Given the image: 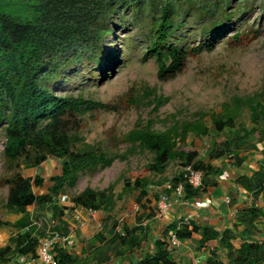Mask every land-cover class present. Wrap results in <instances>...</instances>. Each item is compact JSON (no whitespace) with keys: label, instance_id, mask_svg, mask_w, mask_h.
I'll return each mask as SVG.
<instances>
[{"label":"rangeland","instance_id":"374dc122","mask_svg":"<svg viewBox=\"0 0 264 264\" xmlns=\"http://www.w3.org/2000/svg\"><path fill=\"white\" fill-rule=\"evenodd\" d=\"M6 1L0 0V4L5 5ZM167 2L171 16L164 50L179 49L187 57L181 72L161 80L151 50L154 45L161 49L157 29ZM100 29L104 31L101 40L84 45L79 39L54 61L60 66L57 79L51 84L57 96H81L108 106L84 109L67 119L66 132L73 139L74 151L90 150L112 159L108 167L99 165L80 172L76 184L66 186L54 199L62 215L73 220L75 217L77 226L72 230L86 226L84 216L98 226L97 230L103 225L100 221L110 227L116 220L113 214L119 220L136 218L140 212L137 197L142 188L160 193L164 188L161 185L175 176L179 166L206 165L214 158L217 137L234 138L230 128L222 133L217 131L215 116L225 113L224 107L233 106L235 99L264 91V0H140L139 4L119 8L83 27L88 36ZM209 45L214 46L213 50L208 49ZM5 114L9 111L5 110ZM250 116L249 107L242 106L234 131L251 130ZM5 128L6 122L2 121L0 228L8 231L9 238L0 239V248L11 245L14 249L21 234L32 233L31 240L38 238V249L49 227L56 226L51 217L53 205L28 208L24 217L26 227L42 222L39 231L37 225L30 227L29 232L22 227L15 229L13 225L23 215L6 207L10 184L18 175L34 181L37 172L44 183L40 188L35 186L34 192L43 195L52 178L61 175L63 161L50 158L40 165L39 171L34 164L36 155L29 149L16 158L9 157L5 152ZM132 131L167 133L176 144V157L161 164L156 153L144 143L128 137ZM256 145L262 149L264 140ZM86 188L106 192L114 202L112 209L100 211L99 218H92L88 210L59 205L61 195L71 200ZM37 249L35 255L27 257L26 264H41ZM11 256H1L0 264H9Z\"/></svg>","mask_w":264,"mask_h":264},{"label":"trees","instance_id":"16d2710c","mask_svg":"<svg viewBox=\"0 0 264 264\" xmlns=\"http://www.w3.org/2000/svg\"><path fill=\"white\" fill-rule=\"evenodd\" d=\"M132 3L139 4L140 0H7L5 5L0 4V123L6 122V155L16 158L18 154L29 149L36 155L34 164L38 167L50 158L63 161L62 174L52 178L51 186L43 195L37 196L34 192L35 186L40 188L44 183L40 175L34 181L25 179L22 175L11 181L6 207L15 214L23 215L13 228H27L24 217L30 206L53 205L52 214L56 221V218L62 216V212L58 210L54 199L65 187L74 186L82 171L112 164V159L94 151H74L73 139L66 132L67 119L72 114L84 109L91 111L108 106L81 96H57L52 91L51 84L57 79L60 66L54 64V61L60 54L70 50L79 39H82L84 45L102 39L103 30L88 36L83 27ZM170 16V4L167 2L157 29L161 49L158 50L154 45L151 50L152 55L156 56L161 80L181 72L187 57L179 49L164 50L168 40L166 31L170 26ZM105 32L109 34V31ZM213 47L209 45L208 49L211 51ZM242 106L249 107L253 128L234 131L235 120ZM224 108L225 113L220 117L215 116L214 125L219 133L230 128L234 138L221 140L217 137L214 141L213 159L232 153L233 159L241 164L244 161L241 155L255 150L257 142L264 140V91L255 96L237 98L233 106L226 105ZM5 110L9 114L6 115ZM128 137L144 143L156 153L161 164L176 157V144L167 133L132 131ZM189 161L191 163L192 159ZM193 167L204 171L206 176L212 169V164H194ZM178 182L179 179H175L174 186ZM240 183L256 198L264 194V161L258 171L251 177H242ZM129 186L127 183V189ZM186 191L188 197H197L196 191L191 187L187 186ZM165 192L168 193L166 190ZM70 202L73 204L71 208L81 207L96 211H106L114 204L106 192H95L91 188H86L78 196L71 198ZM251 214L250 220L253 222L261 212L259 208H255ZM56 229L63 230L59 226ZM182 230L183 228L179 231L174 229L178 239ZM31 239L32 233L21 234L14 249L11 245L0 248V257L6 253L12 254L10 260L17 253L35 255L38 238ZM157 246V255L145 258L137 264H172L169 260V243L159 241ZM230 258L234 264H261L264 262V241L259 245L244 243L240 249L232 250ZM56 261L57 264L75 263L73 256L64 248L57 249Z\"/></svg>","mask_w":264,"mask_h":264},{"label":"crops","instance_id":"0c3cea01","mask_svg":"<svg viewBox=\"0 0 264 264\" xmlns=\"http://www.w3.org/2000/svg\"><path fill=\"white\" fill-rule=\"evenodd\" d=\"M241 157L244 159L241 164L233 159V154H225L220 160L210 159L206 163H211L212 169L207 180L206 176L204 178V188L194 190L197 197L189 198L210 196L213 202L209 208L196 209L181 203L171 206L169 212L160 217L157 201L162 191L159 193L151 188H142L138 192L140 212L136 218L119 220L113 214V220L116 219L113 224L107 227V223L100 221L103 225L101 230H97L98 226L84 216L86 226L73 230L76 243L67 249L75 259L73 264H137L158 254L159 241L169 243V260L172 264H234L230 258L233 249L238 250L247 242L259 245L264 241L261 196L256 198L240 183L242 177H251L260 169L264 161V147L260 149L257 146ZM215 160H219V163L216 164ZM37 168L40 171L41 167ZM76 208L81 207L73 209ZM255 208H259L261 214L252 222L251 213ZM189 215L191 219L184 225ZM75 221V217L73 220L65 214L56 221L53 219L55 225L65 231L74 229L77 226ZM179 225L183 228L182 233L178 243L172 245L171 236ZM121 230L125 233L124 237L120 234ZM7 234V230L0 228V239H8Z\"/></svg>","mask_w":264,"mask_h":264},{"label":"built area","instance_id":"2783aa9c","mask_svg":"<svg viewBox=\"0 0 264 264\" xmlns=\"http://www.w3.org/2000/svg\"><path fill=\"white\" fill-rule=\"evenodd\" d=\"M204 178L205 174L202 170L195 169L193 165L179 166L177 168V173L174 177L171 178L168 182H166L162 187V194L158 201V216L163 217L166 215L171 206L178 204H186L189 207H194L196 209H204L209 208L213 202L210 196H207L203 199H193L189 198L187 195L186 187H191L193 190H202L204 188ZM179 179V182L174 186V180ZM166 191L171 192L167 194ZM262 206L261 208L264 211V194L261 195ZM59 204L65 207H73V204L70 202V198L67 195H62ZM99 211L96 210H88L89 217L96 218L98 216ZM77 219L80 217L77 216ZM191 219V215H189L184 220V225L188 224ZM37 225L36 231H39L41 224L38 222H34L32 226L27 227V231L30 227ZM81 225L84 223L81 222ZM181 226H177L176 231H179ZM176 231L171 236V244L176 245L179 241ZM47 236L43 239L37 249L38 259L41 264H57V249L64 248L69 249L74 247L75 245V232L73 230L65 232L64 230H57L56 226L54 229L50 226L47 230ZM120 234L125 236V233L121 230ZM28 256L17 253L10 261L9 264H26L28 261ZM261 264H264L262 262Z\"/></svg>","mask_w":264,"mask_h":264},{"label":"clouds","instance_id":"9594fccd","mask_svg":"<svg viewBox=\"0 0 264 264\" xmlns=\"http://www.w3.org/2000/svg\"><path fill=\"white\" fill-rule=\"evenodd\" d=\"M65 195V194H64ZM62 196V195H61Z\"/></svg>","mask_w":264,"mask_h":264}]
</instances>
